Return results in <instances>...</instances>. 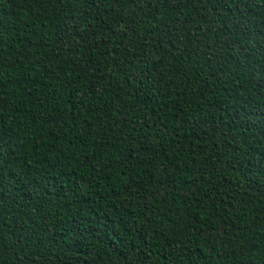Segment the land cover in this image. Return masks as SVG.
Here are the masks:
<instances>
[{
  "label": "trees",
  "instance_id": "trees-1",
  "mask_svg": "<svg viewBox=\"0 0 264 264\" xmlns=\"http://www.w3.org/2000/svg\"><path fill=\"white\" fill-rule=\"evenodd\" d=\"M0 264H264V0H0Z\"/></svg>",
  "mask_w": 264,
  "mask_h": 264
}]
</instances>
